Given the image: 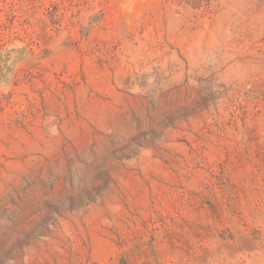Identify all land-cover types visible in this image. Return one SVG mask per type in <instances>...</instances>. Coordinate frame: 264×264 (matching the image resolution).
<instances>
[{"label": "rangeland", "instance_id": "rangeland-1", "mask_svg": "<svg viewBox=\"0 0 264 264\" xmlns=\"http://www.w3.org/2000/svg\"><path fill=\"white\" fill-rule=\"evenodd\" d=\"M0 0V264H264V0Z\"/></svg>", "mask_w": 264, "mask_h": 264}, {"label": "trees", "instance_id": "trees-1", "mask_svg": "<svg viewBox=\"0 0 264 264\" xmlns=\"http://www.w3.org/2000/svg\"><path fill=\"white\" fill-rule=\"evenodd\" d=\"M181 2H183V0H181ZM191 2L196 9L205 13H212L213 11L212 0H191Z\"/></svg>", "mask_w": 264, "mask_h": 264}]
</instances>
